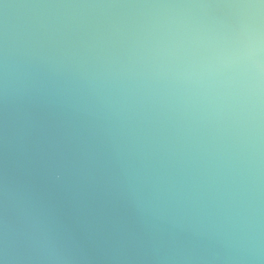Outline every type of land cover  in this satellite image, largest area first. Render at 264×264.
Wrapping results in <instances>:
<instances>
[{"label":"water","instance_id":"obj_1","mask_svg":"<svg viewBox=\"0 0 264 264\" xmlns=\"http://www.w3.org/2000/svg\"><path fill=\"white\" fill-rule=\"evenodd\" d=\"M259 2L0 0L4 264H264Z\"/></svg>","mask_w":264,"mask_h":264},{"label":"clouds","instance_id":"obj_2","mask_svg":"<svg viewBox=\"0 0 264 264\" xmlns=\"http://www.w3.org/2000/svg\"><path fill=\"white\" fill-rule=\"evenodd\" d=\"M244 6L248 8H253L256 10L264 9V0H260L259 3H249ZM260 52H261V38H260L259 31H257L255 38H254V54L256 55L257 59H259ZM0 264H4V261L0 260Z\"/></svg>","mask_w":264,"mask_h":264}]
</instances>
